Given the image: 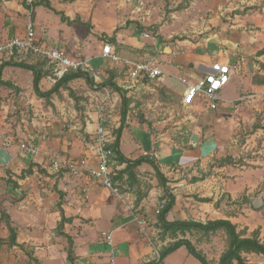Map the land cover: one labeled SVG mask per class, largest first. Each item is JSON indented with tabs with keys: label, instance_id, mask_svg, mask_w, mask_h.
<instances>
[{
	"label": "crops",
	"instance_id": "1",
	"mask_svg": "<svg viewBox=\"0 0 264 264\" xmlns=\"http://www.w3.org/2000/svg\"><path fill=\"white\" fill-rule=\"evenodd\" d=\"M36 1L35 21L37 8L42 4L60 15V45L57 47L64 48L73 57L86 59L88 65L95 69L94 60L102 57L103 42L99 36L115 35L117 42L122 45L119 52L123 55L139 54L136 57L141 58L150 56V52H147L148 42L153 45L154 54L163 51L159 54L161 68L165 71L163 80L169 86L179 84L180 78L183 77L194 82L203 76V73L209 71L211 64L216 60L238 64L244 69L243 72L235 75L239 79L241 91L247 88L250 89L251 94L239 96L237 101L245 100L233 112L234 117L245 116L250 102L264 99V82L255 83L252 81V75L247 76L248 69L255 67L261 77H264V53H259L264 48V3H261L264 0H247L249 9L236 13L234 17L228 16L227 18H231L233 23L225 24L223 0H192L189 7L173 12L172 16L176 18L186 13L193 15L189 20V24L192 25L189 31L194 33L193 37L202 34L203 36H199L197 41L177 40L174 47L171 43L160 45L159 35L156 43L150 39L144 40L142 35L144 30L139 36L133 35L134 28H137L136 23L128 21L133 20V17L126 15L139 9L138 5L131 6L132 0H115L118 13L120 11L122 13L124 9L125 12L123 16H119V20L111 21L109 31H98L100 25L93 16L96 4H91L90 11L86 14V8L81 0ZM74 3L78 6L71 9L70 6ZM227 3L226 9L230 5H233L234 9L238 6L244 8L239 0ZM209 11L213 12L210 17L207 14ZM63 15L67 20L62 18ZM27 21L24 0H0V41L23 36ZM39 24L44 23L41 20ZM77 24L79 29L83 28L81 37L74 35V26ZM228 25H231L230 28ZM225 29L229 32L223 33ZM164 30L160 27L159 33L165 36ZM206 36L209 38H205ZM166 38H171V34ZM112 44L115 46L114 43ZM2 62L0 60V65ZM27 70L33 73L26 68L7 65L2 71V79L11 80L10 73L25 74ZM33 80L34 77L31 80L34 88ZM43 80L44 78L41 81ZM245 82L248 85H245ZM3 86H0V92ZM206 110L208 108L205 106L197 123H186L182 130L180 127H171L164 131L160 123L150 126L148 122L127 121L121 136L120 150L130 159L150 155L167 177V186L175 196V203L167 214L168 220L207 222L211 219L229 218L237 224L238 216L229 211L230 205L223 198L224 196L231 198L229 203L238 202L240 185L238 176L235 179L224 177L223 166L214 173L206 170V164L211 161L214 151L224 150L223 144L227 140L228 133L223 134V121H226L223 111L213 115L206 113ZM95 126V123H87L84 135L79 133L64 135L58 134L60 131H54L45 140L39 136L35 142L44 150L59 152L71 158L88 156L94 161L92 137ZM260 129L264 131V128ZM126 136L129 142L135 143L136 152L127 154L122 150ZM18 146L14 143L8 148L3 147V144L0 145V181L6 185L4 190L6 197H10L4 206L10 219L8 222L0 220L2 225L0 238L9 241L10 239L6 238L10 237L12 232H16L17 242L30 247L32 258L19 247L20 245H13L10 248L8 242H5L0 244L1 264H71L67 251L68 238L61 232L73 238L75 264H111L112 250L117 264L148 262L151 254L150 246L140 234L137 223L132 221L131 213L110 189L90 177L75 176L66 170L52 172L44 162L35 161ZM31 166L33 172L21 178L23 171ZM114 166L120 171L126 167V163L116 160ZM259 170L264 172V167H259ZM237 172L235 170L231 176L237 175ZM154 173L153 166L144 162L138 167L139 184H131L128 174H124L122 179H116L126 198L141 208L157 224L158 216L155 214V209L166 198L164 187ZM8 179L17 181L19 186L15 188L14 183L9 182ZM139 191L146 193L141 199ZM262 202L264 204V201ZM254 204L259 206V203ZM63 215L66 220L59 232L58 227ZM237 226L239 231L244 230L241 229L244 228L243 226L240 227L238 224ZM103 232L112 233L113 245L109 244ZM193 232H187L183 236L179 233V238L190 239L205 253L207 250L204 246L193 240L192 237L195 235ZM246 236L252 234L247 233ZM175 239L178 238L168 236L165 245ZM208 258L210 260L209 256ZM162 264H201V262L186 246H181L168 254Z\"/></svg>",
	"mask_w": 264,
	"mask_h": 264
},
{
	"label": "rangeland",
	"instance_id": "2",
	"mask_svg": "<svg viewBox=\"0 0 264 264\" xmlns=\"http://www.w3.org/2000/svg\"><path fill=\"white\" fill-rule=\"evenodd\" d=\"M81 1L82 5L86 8V14L90 11V5L96 4L93 16L100 25L98 31H109L111 21L115 19L119 20V16H123L125 12L124 9L122 13L121 11L118 13L119 11L116 9L115 0H94V3L93 0ZM191 1L192 0H143L144 4L141 10L126 15V17L130 15L133 17V20L129 19L128 21L136 23L137 28H134L133 35L139 36L142 30L159 33L160 27H162L165 29V36L161 34V32L158 34L161 39L160 45L171 43L172 47H174V43H177V40L182 41L190 39L197 41L199 36L202 37L203 34L193 37L194 33L189 31L192 27V25L189 24V20L192 19L193 15L186 13L180 14V17L176 16V18L172 16L173 12L181 11L189 7ZM232 1L236 0H223L224 24L226 22L233 23L231 18H227L228 16L234 17L236 13L245 12L249 9L247 7V0H239L241 4H243L242 7H244L242 9L241 6L234 9L232 8L233 5L228 6V9H226V2L229 4V2ZM261 3H264V1ZM137 5H139L138 1L132 0L131 6L137 7ZM77 6L78 4L74 3L70 7L71 9H75ZM207 14L208 17H210L213 15V12L209 11ZM41 20L44 24H39ZM35 23L39 37L44 38L45 41L53 45H60L59 29L61 18L59 14L42 4L37 8V19ZM230 26L231 25H228V28H230ZM80 29L79 24L74 26V35L76 37H81L83 28ZM224 32L229 31L225 29L223 33ZM168 34H171V38L169 39L166 38ZM205 38L209 37L206 36ZM99 39L102 40V42L108 40L105 36H99ZM143 39L147 40L148 38L143 37ZM115 46L118 51L121 50L118 45ZM152 46L150 42L147 43V52H150V55L154 54ZM212 47H214V45ZM136 56H139V54ZM0 60L7 61V59L2 56H0ZM32 61L33 64H42V61L39 59H33ZM93 65L96 67L97 71H100L103 80L108 77L107 74L111 71L116 74V81L125 77L122 66L114 64L113 61L107 58H96ZM43 66V70L49 71V73L44 77V80L41 81L40 87L42 90L46 91L51 89L55 82H53L52 79V66L48 63H43ZM243 71L244 69L238 66L229 83L219 92L221 100L218 109H208L205 111L213 115L223 111V117L226 121H223V134H225V132L228 133L226 136L227 140L223 144L224 150H222V152L214 151L211 156V161L206 164V170L209 173H214L219 171L218 168L220 166H223L222 171L224 177L235 179V177L238 176V182L240 184L238 191L239 196L237 197L238 202L229 203L231 198L229 199L226 196H224L223 200L230 205L228 207L229 211L238 216L237 224L240 227H244L241 228L244 229L241 231L245 235L247 233L254 235V232L257 231L259 232V237H261L260 239L264 240V204H262V201H264V172L259 170V167H264V131L260 129L264 128V99L260 97V100L254 101V103L253 101L250 102L251 104L248 107V112H245V116H233V112H235V110L239 108V104L245 100L237 101L239 96L251 94L250 89L247 88L244 89L243 92L241 91L239 79L235 76L237 73ZM250 75H252V81L255 80V77H257L258 80L261 79V75L256 71L255 67L253 69H248L247 76L249 77ZM9 77L11 78L10 81L12 82V86H3V90L0 92V145L3 144L6 139H12L14 145H20L23 142H30L33 138L36 139L43 134L47 136L49 134L51 135L54 131H60L58 134L64 135L85 134L84 129L88 118L86 111L91 103L90 83H88L85 78L72 80L68 85L61 87L60 91L55 93L50 100H47L39 97L32 87L31 80L34 77V73H30L28 70L25 74L14 72V74L10 73ZM15 82H19V84H15ZM180 83L169 86L166 84V81L160 80L149 87L147 86L135 90L130 97L131 102L128 106V115L125 125L127 121L132 120H137L141 123L148 122L150 126L160 123L163 130L166 131L171 127H180L182 130L185 125H187L186 123H197L201 111H203L206 105L201 101L185 100L183 95L185 85H183L181 81ZM244 84L248 85L247 82ZM122 110L123 103L118 106L116 111L120 117H122ZM118 123L115 124L116 128H114L116 137L117 129L122 123L121 118ZM117 125L119 126L117 127ZM126 137L127 139L123 142L121 147L122 150L127 154L136 152L135 143L133 141L129 142L128 136ZM18 147L20 148V146ZM200 170L203 171L202 169ZM235 170L238 171L237 175L234 174L231 176V173ZM5 186V183L0 181V220L8 222L10 218L4 206L5 202L9 200L10 197H6L4 191ZM13 186L15 187V185ZM260 198L263 200L261 201ZM254 203H259V206H255ZM155 214L158 216L156 212ZM156 226L158 227L157 224ZM1 230L2 225L0 224V231ZM193 233L195 234L192 237L193 240L199 245H203L205 250H207L205 254L210 257V263L220 264V257L228 247L226 233L223 230L207 236L197 231ZM181 236H183V234H181ZM172 238H175V236H172ZM177 238H179V234H177ZM6 239H11V236ZM160 239L164 243L163 248L166 247L165 238L161 236V231ZM171 243L172 242L168 243V245ZM12 246L13 245H10V248H12ZM19 247L32 258L29 246L26 247L25 244H23V246Z\"/></svg>",
	"mask_w": 264,
	"mask_h": 264
},
{
	"label": "built area",
	"instance_id": "3",
	"mask_svg": "<svg viewBox=\"0 0 264 264\" xmlns=\"http://www.w3.org/2000/svg\"><path fill=\"white\" fill-rule=\"evenodd\" d=\"M138 9L143 8V0H137ZM26 15L28 17L26 32L23 36H15L0 41V56L7 60L25 61L32 63L33 59L43 60L52 66V79L57 82L66 73L72 70H82L94 77L90 84L91 103L86 114L87 123H95L93 132V149L95 152L94 161L88 156L71 158L59 152L44 150L33 138L30 142H23L19 146L21 150L40 163L44 162L46 167L55 173L63 170L75 176H86L99 182L111 190L126 209L132 215V221L138 225V230L151 248L148 262L151 264L163 263V242L160 239V229L156 226L151 217L146 215L141 208L130 202L121 190L120 184L115 178L118 170L115 168V151L110 146L116 140L114 134L115 124L122 117L116 112L118 106L123 103V96L130 98L137 89L149 87L152 84L163 80L165 71L161 68V54L163 51L150 55L146 58L127 56L118 52L116 47L108 40L103 41L102 57L122 66L125 77L117 81V86L102 84L100 71L88 65V61L81 57L71 56L64 48L51 46L37 34L35 16V0H24ZM142 35L158 41V33L144 30ZM176 54V52H175ZM238 64L231 61L216 60L203 76L190 82L187 78H180L185 85L183 92L187 101H201L208 109H218L221 97L219 92L229 83ZM119 124V123H118ZM119 125H117L118 127ZM39 138L45 140L46 134ZM13 144L12 139H6L3 147L8 148ZM42 158V160H41ZM166 200H163L156 207L157 214L163 209ZM109 244L113 245L112 233L103 232ZM243 264H264L263 252H244ZM238 264L237 261H235ZM111 264H117L114 257V250L111 252Z\"/></svg>",
	"mask_w": 264,
	"mask_h": 264
},
{
	"label": "trees",
	"instance_id": "4",
	"mask_svg": "<svg viewBox=\"0 0 264 264\" xmlns=\"http://www.w3.org/2000/svg\"><path fill=\"white\" fill-rule=\"evenodd\" d=\"M35 4H37L36 0H35ZM62 18L67 20L65 15H63ZM104 36L107 37V39L110 42L114 43L115 45H118L119 48L122 49V45L117 42L115 35L114 36L104 35ZM259 53L261 54L264 53V48L260 50ZM41 61H42L41 65L39 63L33 64V63L25 62V61H21V62L13 61V60L3 61L0 65V86H3V85L12 86V82L10 80L2 79V71L7 65L18 66V67L32 70L34 73V80H33L34 90L39 97L45 98L47 100H50L55 93H58L61 87L68 85L69 82L77 78H85L86 81L90 84L94 82V77L90 76V74H86L82 70H77V71L72 70L66 73L63 77H61L51 89L44 91L41 89L40 83H41V80L49 73V71L43 70V67H44L43 63H46V62L43 60ZM263 67H264V64H263ZM116 78H117L116 74H114V72L111 71L109 73V76L106 79H104L102 84H110L116 87L117 86ZM253 81L255 83H262L264 82V77H261V79L259 80L257 79V77H255V80ZM130 102H131L130 98L123 96L122 123L120 127L117 129L116 140L114 141V143L110 145L115 151V160H117L120 163H126V167L118 171L117 176L115 178L122 179L124 174H128L129 179L131 180V184L133 185L136 183L139 184L140 182L137 179L138 167L142 165L144 162H148L153 166L155 170L154 174L158 177L161 185L164 187L165 198H166L165 205L163 209L160 211V213L158 214L157 225L161 231V236H163V238L165 239L168 236L170 237L175 236V238H177V234L179 233L186 234L187 232H193V231L201 232L202 234L207 236V235L215 234L218 231L223 230L227 235L228 247L222 253L220 257V264H234L235 261H237L238 264H243L244 259L242 258V254L244 252H263L264 253V240L260 239L259 232L255 231L254 235L246 236L242 231L238 230L237 224L232 222V220L229 218L211 219V220H208L207 222L196 221V220L170 221L167 219V214L172 209L175 203V196L167 186V182H168L167 177H165L164 173L160 170L158 165L155 163V160L150 155L141 156L137 159H130L127 156H125L120 150L121 136H122V132H123L125 122L127 119L128 106ZM32 172H33V169L31 166L23 171V173L21 174V178H24L26 175ZM8 181L13 182L15 187H18L17 182L12 181V179H8ZM145 194H146L145 192L139 191V198L141 199ZM65 220L66 218L63 215V218L58 227L59 232H61V229L64 226ZM61 234L67 236L68 238V242H69V246L67 248L68 259L71 262V264H75V257H74V250H73V238L71 235L67 233L61 232ZM5 242H8L9 245L23 246V244H19L17 242L16 232H12L11 239L9 241L0 239V244L5 243ZM181 246H186L189 252L193 254L201 262V264H211L206 254L201 249H199L188 238H178L175 241H173L171 244L164 247L162 250L163 259L168 254L174 252ZM144 264H151V263L147 262Z\"/></svg>",
	"mask_w": 264,
	"mask_h": 264
},
{
	"label": "water",
	"instance_id": "5",
	"mask_svg": "<svg viewBox=\"0 0 264 264\" xmlns=\"http://www.w3.org/2000/svg\"><path fill=\"white\" fill-rule=\"evenodd\" d=\"M213 40V39H212ZM213 41H215V40H213Z\"/></svg>",
	"mask_w": 264,
	"mask_h": 264
}]
</instances>
